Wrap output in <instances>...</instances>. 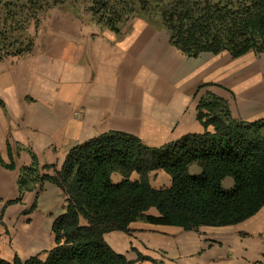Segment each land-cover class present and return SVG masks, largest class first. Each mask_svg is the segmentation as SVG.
Segmentation results:
<instances>
[{
  "label": "trees",
  "instance_id": "1",
  "mask_svg": "<svg viewBox=\"0 0 264 264\" xmlns=\"http://www.w3.org/2000/svg\"><path fill=\"white\" fill-rule=\"evenodd\" d=\"M65 3L117 35L142 18L164 29L170 43L189 57L264 53V0H0V60L31 53L29 27H39L50 9ZM0 106L5 108L1 98ZM197 120L203 132L184 134L160 147L125 131L104 132L74 145L60 169L41 165L29 150L32 161L20 168L18 196L6 205L22 203L26 192L38 193L48 181L67 196L65 209L53 220L54 246L45 257L23 260L15 254L10 261L0 257V264H136L110 246L107 232H129L137 220L197 230L255 215L264 206V118H235L227 100L208 91L198 98ZM7 151L9 161L0 154V164L15 169L9 142ZM191 165L201 171L190 173ZM44 169L54 173H42ZM155 170L167 173L170 185L153 186L149 175ZM226 177L234 181L231 188L223 186ZM151 207L159 214H148ZM145 259L158 264L139 254L138 260Z\"/></svg>",
  "mask_w": 264,
  "mask_h": 264
},
{
  "label": "crops",
  "instance_id": "2",
  "mask_svg": "<svg viewBox=\"0 0 264 264\" xmlns=\"http://www.w3.org/2000/svg\"><path fill=\"white\" fill-rule=\"evenodd\" d=\"M104 33L81 39V52L72 54L77 61V66H72L73 76H62L58 88L52 74L43 77L27 64L15 63L0 72V98L5 103V108L0 106V153L8 162L9 142L16 165L11 170L0 164V210L5 199L18 196L20 168L32 161L30 147L40 164L62 163L74 145L111 130L135 134L147 145L160 147L184 134L204 131L197 120V101L208 91L226 99L233 116L240 119L225 94L208 88L212 85L207 81L215 68L212 60L199 61V56L207 53L189 57L170 43L168 34L164 36L151 28H135L124 35ZM233 80H242L237 86L257 97L253 85L244 83L248 80L243 74ZM203 84L206 86L201 90L205 92L195 98V91ZM27 96L34 100H27ZM189 171L197 174L201 168L191 165ZM137 177L136 173L132 175L133 179ZM113 178L118 181L120 176ZM149 178L155 187L171 183L163 170L151 172ZM44 188L45 194L51 196L64 194L48 181ZM42 194L38 197L41 208ZM35 196L36 191H28L23 204L11 208L22 210V205L31 203ZM8 212L11 211L7 209ZM147 213L159 214L155 207ZM53 220L49 228L40 222L14 235V249L8 248L9 238L0 227V257L10 261L17 254L25 260L49 248ZM105 239L116 252L136 264H154L138 260L139 254L160 264H264V206L233 225H202L197 230H185L137 220L130 224L129 232L110 231Z\"/></svg>",
  "mask_w": 264,
  "mask_h": 264
},
{
  "label": "rangeland",
  "instance_id": "3",
  "mask_svg": "<svg viewBox=\"0 0 264 264\" xmlns=\"http://www.w3.org/2000/svg\"><path fill=\"white\" fill-rule=\"evenodd\" d=\"M135 28H151L161 31L164 36L167 35L164 29L153 26L142 18H135L132 23L127 26L122 35ZM28 31L34 37L33 51L22 56H8L0 60V72H6L12 67L10 65L15 63L27 64L37 69L38 74L43 77H46V74L47 76L52 74L54 84L58 88L62 83V76H73L72 66H77V61L73 58L72 54L81 52V39L105 35L104 32L110 30L101 27L90 18L82 16L81 12H75L71 4L65 3L50 9L42 18L39 27L32 24ZM199 59L200 62L207 61L208 63L212 60L215 70L213 77L209 78L207 81L212 85L208 88L225 94L230 99L234 112L240 115V119L258 120L264 118V53L251 51L238 58H233L227 52L218 55L207 53L200 55ZM237 74H243L246 79H249L253 83L254 88H256L257 97L247 95V90L244 87L237 86L239 83L243 82L241 80L236 83L235 80H233L234 76ZM205 90L206 89L201 90L199 94L201 95ZM259 93L261 94L259 95ZM26 98L29 101L34 100L31 96H27ZM29 150H32V148L30 147ZM62 164L63 161L59 164L54 163L57 169H60ZM41 172L53 174L54 169H44ZM223 185L224 187L229 186V188H231L233 186V179L228 177ZM40 192H44V194H42L43 196L41 195L42 198L40 197V202L43 205L42 208L38 206ZM12 199L14 198L5 199L3 201L5 211L2 219L3 225L0 224L5 235L9 238L7 245L9 249H14V235L28 231L36 223L39 224L41 222V226H47V228H49L50 221L64 211L67 196L65 194H60L55 197L45 194L43 183L35 199L26 206L22 205V210L14 211L13 208H11V206L18 203L6 205V202ZM35 201L37 203L36 208L31 209ZM55 201H57L56 204H54ZM21 204H23V202ZM7 209L11 212L6 213ZM1 211L2 209L0 213ZM53 246L54 238L52 234L50 247L42 249L39 254L45 257V252Z\"/></svg>",
  "mask_w": 264,
  "mask_h": 264
},
{
  "label": "bare ground",
  "instance_id": "4",
  "mask_svg": "<svg viewBox=\"0 0 264 264\" xmlns=\"http://www.w3.org/2000/svg\"><path fill=\"white\" fill-rule=\"evenodd\" d=\"M246 80H248V81H245V82H244L245 84H246V83H247V84L251 83V84L253 85V83H252L249 79H246ZM255 89H256V88H254V86H253V89H252V90L255 91ZM257 93H258V92H257Z\"/></svg>",
  "mask_w": 264,
  "mask_h": 264
}]
</instances>
